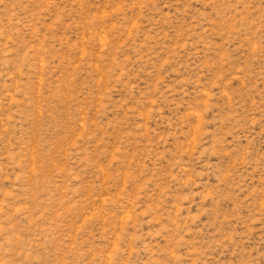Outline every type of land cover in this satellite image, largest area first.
Returning a JSON list of instances; mask_svg holds the SVG:
<instances>
[{"label":"rangeland","instance_id":"1","mask_svg":"<svg viewBox=\"0 0 264 264\" xmlns=\"http://www.w3.org/2000/svg\"><path fill=\"white\" fill-rule=\"evenodd\" d=\"M0 264H264V0H0Z\"/></svg>","mask_w":264,"mask_h":264}]
</instances>
